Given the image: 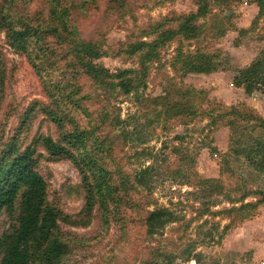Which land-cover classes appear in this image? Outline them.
I'll use <instances>...</instances> for the list:
<instances>
[{"label": "rangeland", "instance_id": "1", "mask_svg": "<svg viewBox=\"0 0 264 264\" xmlns=\"http://www.w3.org/2000/svg\"><path fill=\"white\" fill-rule=\"evenodd\" d=\"M2 1L5 4L1 12L7 14L17 28H20L17 22L34 26V14L44 13L45 0ZM107 1L97 0L96 7L79 26L83 38L103 40V50L108 54L97 63L110 72L138 69L142 61L149 63V68L144 87L109 101V116L125 120V126H103L97 118L94 123L101 128L99 139H104L105 146L111 148L110 168L120 167L132 173L150 166L152 183L148 191L130 192L132 206L122 210L119 216L114 218L112 213L105 223L95 209L90 222L84 226L85 217L81 211L84 191L77 170L67 160L50 161L44 154L38 169L47 182V199L65 218L59 221V228L68 244V253L61 264H142L150 257L151 250L159 248L181 254L191 245L202 255L204 264H264V204L243 221L238 220L239 211L231 214L233 221L217 214L223 208L239 207L242 203L239 199L246 192H251V196L244 203L260 198L254 192L264 193V174L254 171L243 155L234 153L240 146H251L256 140L264 142V129L251 121L238 124V131L223 122L215 125L202 117L198 109L243 105L264 119V93L256 91L248 95L232 84L237 71L264 50V16L256 19L258 7L252 0L233 4L229 15L224 13L227 8L217 3L210 9L211 13L198 21L203 44L184 43L187 45L184 50L188 53L200 50L215 56L218 69L209 75L196 72L183 75L178 66L171 67L175 42L151 61H146L144 51L129 56L125 49L128 44L140 40L142 31L148 26L165 17L196 12L193 0H120L110 4L112 10L107 9ZM224 16L230 18L225 20ZM0 46L7 68V82L0 102V134L12 135L18 117L37 102L27 139L58 138L56 125L40 111L49 104L40 79L26 57L8 47L2 33ZM28 54L32 64L46 65L41 62L43 57L37 58L33 46L29 47ZM54 62L55 71L44 68L43 79L50 81L62 75L58 68L61 65H57L55 59ZM185 92L193 95L181 96ZM156 98L170 103L178 99L193 106L200 115L194 120H190L192 116L188 114L179 115V119L158 117V112L166 107L165 104L153 106ZM73 115L79 124L87 125L78 112L73 111ZM141 152L144 157L140 156ZM212 184H218L220 192L217 190L211 198H203L199 190ZM229 196L237 199L233 201L237 203L231 205L227 201ZM204 202H210L211 213H207ZM158 207L174 209L183 220L167 227L162 237L150 243L142 219L145 210ZM8 225V219L3 216L0 236ZM170 242L172 244L168 245ZM175 260L183 264L180 259Z\"/></svg>", "mask_w": 264, "mask_h": 264}, {"label": "trees", "instance_id": "2", "mask_svg": "<svg viewBox=\"0 0 264 264\" xmlns=\"http://www.w3.org/2000/svg\"><path fill=\"white\" fill-rule=\"evenodd\" d=\"M118 1L120 0H108L107 9L112 10L110 4ZM193 1L196 12L165 17L148 26L142 31L143 37L140 40L127 45L125 53L133 56L144 51L146 61L156 60L162 49L175 42V55L171 62L173 69L178 66L183 75L189 72L204 75L216 72L218 65L215 56L200 50L194 53L185 52L184 47L187 45L184 43L194 42L199 46L203 44L200 41L203 37L202 28L198 21L211 13L210 9L217 3L225 6L227 12L224 13L229 15L231 6L243 0ZM252 1L258 7V20L264 16V0ZM96 2L97 0H45V15L34 14V26L17 22L20 28L16 27L7 14L1 12L5 3L0 2V33L4 34L7 45L13 52L26 57L28 65L40 79L49 100V104L40 111L58 129L56 139L46 136H37L30 141L27 139L32 111L35 112L38 105L34 102L18 117L17 128L12 135L0 134V220L5 216L9 222L7 230L0 236V264H61L68 253V244L59 228V221L65 218L49 204L47 182L38 169L44 154L50 161L67 160L77 170L84 191L81 210L85 217L82 222L84 226L90 222L95 209L107 223L112 213L115 218L122 210L131 208L130 192L150 189L151 167L146 166L132 173L124 172L120 167L112 170L109 165L111 148L105 146V140L98 137L101 128L94 123V118L101 120L103 126H125V120L109 116V101L115 96L129 95L144 87L149 63L142 61L138 69L116 72H110L97 63L108 54L103 50V40H100L101 43L99 38H83L79 30L80 22L88 17L96 7ZM122 4L123 2L119 3V6ZM229 18L224 16L225 20ZM30 46L34 47L37 58L43 57L41 62H44L45 66L31 63L28 54ZM4 56L0 46V102L7 82ZM54 59L57 60V65H61L58 68L62 75L47 81L42 78L41 72L44 68L55 71ZM232 84L243 89L248 95L256 91L264 93V50L250 64L237 71ZM191 95V92L181 94L185 97ZM163 104L166 108L158 112V117L179 119V115L188 114L192 116L189 119L194 120L196 115H200L193 106H188L178 99L170 103L156 98L153 102L156 107ZM198 109L202 112V117L210 119L215 125L223 122L238 131V124L251 121L256 127L264 129V119L243 105ZM73 111L78 112L87 121V125L79 124ZM125 131L123 128L122 132ZM234 153L243 155L254 171L264 174L263 141L256 140L251 146H240ZM140 156L144 157V152H141ZM219 187L218 184H212L199 191L203 198H211L217 190L220 192ZM254 194L260 196L255 202L244 203L245 199L251 196V192H246L239 199V202H242L239 207L223 208L217 214L233 221L231 214L239 211V221L249 219L259 205L264 204V193ZM235 200L237 199L230 196L227 198L231 205L237 203L233 202ZM209 205L210 202H204L207 213H211ZM181 220L183 218L168 207L145 210L142 226L148 242L152 243L155 238L162 237L167 227ZM175 259H180L183 264L190 261L204 264L202 255L195 250L194 245L187 246L181 254L159 248L151 250L150 257L142 264H177Z\"/></svg>", "mask_w": 264, "mask_h": 264}]
</instances>
